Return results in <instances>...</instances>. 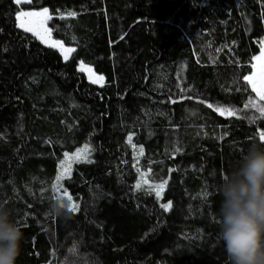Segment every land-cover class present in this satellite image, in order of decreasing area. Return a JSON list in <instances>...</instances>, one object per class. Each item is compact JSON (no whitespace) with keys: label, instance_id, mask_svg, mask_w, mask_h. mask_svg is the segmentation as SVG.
<instances>
[{"label":"trees","instance_id":"trees-1","mask_svg":"<svg viewBox=\"0 0 264 264\" xmlns=\"http://www.w3.org/2000/svg\"><path fill=\"white\" fill-rule=\"evenodd\" d=\"M22 6L47 7L51 35L75 51L64 59L18 27L15 0H0V207L23 229L16 264H231L220 188L251 145L264 146V116L245 107L255 93L243 79L264 38V0ZM84 143L93 162L63 179L79 211L57 216L59 161ZM132 145L143 148L137 163ZM137 166L167 181L169 210L137 190Z\"/></svg>","mask_w":264,"mask_h":264},{"label":"clouds","instance_id":"clouds-1","mask_svg":"<svg viewBox=\"0 0 264 264\" xmlns=\"http://www.w3.org/2000/svg\"><path fill=\"white\" fill-rule=\"evenodd\" d=\"M220 193L219 234L231 264H264V146L249 147L240 165L224 177ZM52 212L70 215L67 199H55ZM23 239L22 227L0 207V264H16Z\"/></svg>","mask_w":264,"mask_h":264},{"label":"snow or ice","instance_id":"snow-or-ice-1","mask_svg":"<svg viewBox=\"0 0 264 264\" xmlns=\"http://www.w3.org/2000/svg\"><path fill=\"white\" fill-rule=\"evenodd\" d=\"M15 3L17 5H20L22 3L31 4L32 0H15ZM67 16L75 17L77 15L74 11H67L65 13ZM65 14H61V18ZM16 19L19 21L18 27L23 29L25 32L32 33L34 36L39 38L44 43H49L51 40V29L46 27V22L52 17L49 15V9L47 7H44L42 11H23L19 10L16 14ZM50 47H59L62 53L65 54V59H67V53L75 51L73 48H65L64 45L60 41H52L49 43ZM253 60L259 61V68L258 72L254 73L253 75H246L243 77L245 81L248 82V84L251 85L252 91L255 92L259 98L260 101H264V42H261V52L259 56H253ZM253 68H257L258 66L256 64L252 65ZM81 71H84V67L82 66ZM88 72L90 74V79L92 83H101L104 80L103 76H96L95 78L92 77V69L89 68ZM101 86L103 84L101 83ZM208 107H212L211 104L208 105ZM245 107H253L256 108V110L261 114V116H264V106H261L257 104L255 101L249 99L248 104L245 105ZM218 112H220L221 115L229 114V115H235L236 112L234 109L230 108H220L218 107L216 109ZM129 142H131V136H129ZM259 139L260 141L264 142V131H261L259 133ZM179 148L176 149L177 152H179ZM87 154H90V148L86 144L83 148H77L76 152L70 155L68 152H64L65 159L60 161V172L55 177V182L52 184V190L57 193L56 196H54V199L57 198H65L69 202V211L71 212H77L79 211V204L74 203L73 196L67 192V190H64L63 195H59L60 188L62 185L60 184L61 180H63L65 177H70V162H81L82 158L86 156ZM140 154H143V148H140ZM84 162L92 163L90 159L84 158ZM67 167L68 171H64V169ZM144 183H147V181H144ZM167 181H163L159 184H153L150 186V190H156V196L159 199L161 197L162 190L166 187ZM137 190L141 188L140 183L136 185ZM202 195L207 196V192H203ZM161 207L167 211L172 207V202L169 201L165 204H162ZM77 246L74 244L73 248L69 249V252H74L75 248Z\"/></svg>","mask_w":264,"mask_h":264},{"label":"rangeland","instance_id":"rangeland-1","mask_svg":"<svg viewBox=\"0 0 264 264\" xmlns=\"http://www.w3.org/2000/svg\"><path fill=\"white\" fill-rule=\"evenodd\" d=\"M22 4H24V3H22ZM22 4L18 5V6H19V10H23V11H42V9L44 8V7H42V8H38V9H25V8H23ZM19 10H18V11H19ZM49 15H50V12H49ZM50 16H51V15H50ZM16 20H17V19H16ZM18 24H19V21H17V25H18ZM45 26L49 28L48 21L46 22V25H45ZM49 29H50V28H49ZM31 34H32V33H31ZM32 35H33V34H32ZM33 36H34V35H33ZM35 37H36V36H35ZM36 38H37V37H36ZM37 39L40 40L39 38H37ZM40 41H41V40H40ZM52 41H60V42L64 45L65 48H73V49H74L73 46L66 45V44L63 43L61 40L56 39V38H54V37L51 35V40L49 41V43H51ZM41 42H42V41H41ZM261 42H264V38H260V39H259V52H258L257 54H255L254 56H259V55H260V52H261ZM42 43L45 44V45H47V46H49V43H44V42H42ZM53 48H55V49L61 54V56L65 59V54L62 53V51L60 50L59 47H53ZM71 53H72V52H69V53L66 54V55H67V58H69V56L71 55ZM253 64H256L258 67H257V68H253V67H252L251 72L247 74L248 76L253 75L254 73L258 72L259 61L253 60ZM253 64H252V65H253ZM82 66H83L84 69H85V70L82 71V72L86 75L87 79H88L90 82H91V79H90V74H89V72H88V69H89V68L92 69V77H91V78H95L96 76H103L102 74H99V73L95 72V71L93 70L92 67L86 65V64L83 63V62H79L78 65H77V68L80 70ZM80 71H81V70H80ZM103 77H104V76H103ZM103 82H104V80H103L101 83H103ZM101 83H94V84H98V85H100ZM250 86H251V85H250ZM251 88H252V87H251ZM254 93H255V92H254ZM253 101H255L257 104H259V105H261V106H264V101H260L256 93H255V98L253 99ZM221 108H224V107H221ZM252 108H253V107H252ZM254 109L256 110V108H254ZM256 111H257V110H256ZM85 145H86V143L80 145V146L77 147V148H83ZM87 145H88V144H87ZM88 146H89V145H88ZM132 146H133L134 162L137 163L138 160H139V157H140V154H138V153L140 152V149H139V148H135V149H134V145H132ZM77 148H75V149L72 150V151H69L68 153H69L70 155H72L73 153L76 152ZM89 148H90V147H89ZM135 151H136V152H135ZM136 153H137V154H136ZM84 158H86V159H90V160H91V158H92V156H91V152H90V154H87L86 156H84ZM84 158H82L81 161H84ZM64 159H65V157H64V155H63V157L60 159V161H62V160H64ZM60 161H59L58 171H57L56 176H57V175L59 174V172H60V167H59V166H60ZM74 163H76V162H70V168H72V166H73ZM64 171H68L67 167L64 169ZM144 181H147V183H144ZM54 182H55V180H54ZM138 183H140L141 186H147V187L150 188L151 185H153V184H159V183H161V182H158V183H151V182L148 181V179L146 178V173H145L143 170H141V169L137 166V180H136V185H137ZM60 184L62 185V187L60 188L59 195L62 196L63 193H64V190H65V189L67 190V188H66L65 185L63 184V180H61ZM163 190H164V189H163ZM163 190H162V193H161V197L159 198V202H160L161 205L167 203V202L162 201ZM67 192L69 193L68 190H67ZM152 192L156 195V190H152ZM54 193H55V196H56L57 193H56V192H54ZM69 194H70V193H69ZM73 201H74V203H77V204H78L77 200H75L74 198H73ZM45 264H46V263H45Z\"/></svg>","mask_w":264,"mask_h":264}]
</instances>
